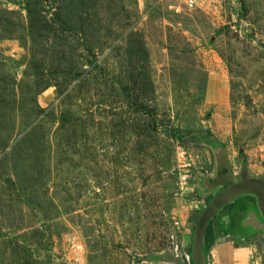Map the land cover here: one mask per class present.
Returning a JSON list of instances; mask_svg holds the SVG:
<instances>
[{
  "label": "rangeland",
  "instance_id": "rangeland-1",
  "mask_svg": "<svg viewBox=\"0 0 264 264\" xmlns=\"http://www.w3.org/2000/svg\"><path fill=\"white\" fill-rule=\"evenodd\" d=\"M243 170L264 178V0H0V264H189Z\"/></svg>",
  "mask_w": 264,
  "mask_h": 264
},
{
  "label": "crops",
  "instance_id": "crops-1",
  "mask_svg": "<svg viewBox=\"0 0 264 264\" xmlns=\"http://www.w3.org/2000/svg\"><path fill=\"white\" fill-rule=\"evenodd\" d=\"M214 245L207 259L213 264H249L257 248V240H264V229L257 214L253 197L243 196L220 209L212 219ZM190 231L187 225L185 234Z\"/></svg>",
  "mask_w": 264,
  "mask_h": 264
},
{
  "label": "water",
  "instance_id": "water-1",
  "mask_svg": "<svg viewBox=\"0 0 264 264\" xmlns=\"http://www.w3.org/2000/svg\"><path fill=\"white\" fill-rule=\"evenodd\" d=\"M239 180V183L233 184L234 178L229 173H226L216 181L215 187L226 188L220 191L208 206L205 207L194 225L193 242L191 246V260L193 264H206V258L202 251V240L205 228L211 218L216 215L220 209L233 201L243 196L253 197L256 202L257 214L264 227V178H248L247 172L243 170ZM262 231L264 232V229Z\"/></svg>",
  "mask_w": 264,
  "mask_h": 264
},
{
  "label": "trees",
  "instance_id": "trees-1",
  "mask_svg": "<svg viewBox=\"0 0 264 264\" xmlns=\"http://www.w3.org/2000/svg\"><path fill=\"white\" fill-rule=\"evenodd\" d=\"M210 145L215 148L216 145L215 143L211 142ZM216 196V195H215ZM213 196L212 198H210L207 202H206V206H208V204L212 201V199L215 197ZM247 197V196H246ZM215 217V215L211 218V220L208 222L205 231H204V236H203V240H202V251H203V255L205 258H207V255L211 249V247L214 245V237H213V229L215 228V226H218L219 224L214 223L212 224V219ZM197 222V220L195 221V223ZM195 225V224H194ZM193 231H194V227H193ZM188 257H189V262L190 264L192 263L191 260V248L188 251Z\"/></svg>",
  "mask_w": 264,
  "mask_h": 264
},
{
  "label": "built area",
  "instance_id": "built-area-1",
  "mask_svg": "<svg viewBox=\"0 0 264 264\" xmlns=\"http://www.w3.org/2000/svg\"><path fill=\"white\" fill-rule=\"evenodd\" d=\"M187 6L188 7H191L192 5L189 2ZM181 179L182 180H185L186 178L185 177H182ZM174 227L177 229V227H179V225L177 223H175L174 224ZM170 239H171L172 242H174V236H171ZM177 249H178V251H177ZM173 251H174V254H178V255L182 256V254L179 252V248L175 244H174ZM183 255H186V254H183ZM186 260L189 261L188 253H187V256H186ZM189 264H190V262H189Z\"/></svg>",
  "mask_w": 264,
  "mask_h": 264
},
{
  "label": "flooded vegetation",
  "instance_id": "flooded-vegetation-1",
  "mask_svg": "<svg viewBox=\"0 0 264 264\" xmlns=\"http://www.w3.org/2000/svg\"><path fill=\"white\" fill-rule=\"evenodd\" d=\"M239 181H240V180H239ZM233 184H234V182H233ZM225 188H226V187H223V188H221L220 190L222 191V189H225ZM218 193H219V192H218ZM218 193H217V194H218ZM217 194H216V195H217Z\"/></svg>",
  "mask_w": 264,
  "mask_h": 264
},
{
  "label": "bare ground",
  "instance_id": "bare-ground-1",
  "mask_svg": "<svg viewBox=\"0 0 264 264\" xmlns=\"http://www.w3.org/2000/svg\"><path fill=\"white\" fill-rule=\"evenodd\" d=\"M177 251H178V250H177ZM182 256H183V255H182ZM183 257H184V259L186 260V256L184 255Z\"/></svg>",
  "mask_w": 264,
  "mask_h": 264
}]
</instances>
